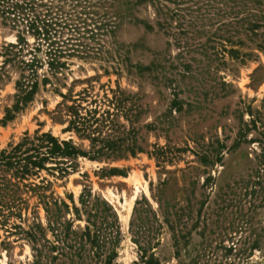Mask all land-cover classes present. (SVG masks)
Listing matches in <instances>:
<instances>
[{"label":"rangeland","instance_id":"rangeland-1","mask_svg":"<svg viewBox=\"0 0 264 264\" xmlns=\"http://www.w3.org/2000/svg\"><path fill=\"white\" fill-rule=\"evenodd\" d=\"M209 2L212 7L203 12H208L204 27L210 32L190 39L195 47L183 58L166 33L176 31L175 20L171 27H159L162 18L148 2L135 5L113 36L100 37L97 56L63 57L66 65L54 74L43 60L44 51H35L42 60L36 92L17 109L16 81L28 68L20 67L6 45L17 41L21 29L27 44L18 56L28 60L33 55L28 3L19 17L11 16L14 24L0 17V65L8 59L0 69V150L50 132L88 153L63 159L65 170L44 160L42 168L15 178L23 201L0 224V264H104L107 257L94 255L86 240L77 238L84 250L76 254L63 239L71 233L66 222L76 233L85 229L87 212L80 195L89 192L90 203L99 196L117 217L111 264H144L147 257H140L135 242H144L136 233L138 216L151 227L143 231L151 243L143 254L153 253L159 264H264V0ZM114 7L124 13V4ZM214 30L217 34L207 39ZM222 45L236 53H224L220 63L212 53L221 52L215 50ZM182 60L191 63L193 77L180 76ZM111 89H120L124 104L140 111L129 121L122 114L116 117L115 135L123 137L125 148L92 158L88 139L63 131L66 112L60 102L70 104L69 95L84 90L102 101ZM132 140L139 147L134 154L126 150ZM135 179L144 186L126 210L119 202L130 196ZM143 198L148 211H136V201ZM64 238L73 243L75 237Z\"/></svg>","mask_w":264,"mask_h":264},{"label":"trees","instance_id":"trees-1","mask_svg":"<svg viewBox=\"0 0 264 264\" xmlns=\"http://www.w3.org/2000/svg\"><path fill=\"white\" fill-rule=\"evenodd\" d=\"M190 1H193L194 6L187 5V0H54V2L53 0H46V2L40 0L38 3L36 0H0V17L2 19L10 18L13 24L17 20L12 18L15 15L19 17L17 12L27 6L28 3V32L34 37L32 46L29 47L33 55L28 60L18 56L22 44H27L21 29H18L17 41L6 45V50L8 49L7 51L16 57L20 67L22 69L28 68V74L23 75L24 73H22V80L16 81L19 94H17V104L13 107L17 109L19 103H26V101L31 100L36 92V68L38 65H42V60L34 53L35 51H44L45 59L43 60L54 74L59 68L66 65L65 59H62L63 57L74 55L79 58H88L97 56L102 47L100 37L104 34L113 36L121 19L130 15L131 9L135 5L150 3L155 9V13L162 18L157 21L159 27H171V20H175L174 28L176 31H166V33L173 36L175 45L178 48V55L180 53L181 58H183L195 47L194 44L190 43V39L209 31L205 29L204 23L205 20L210 21V18L208 12L204 13L203 11H208L209 7H212L209 0H206L205 3L199 2L200 0ZM118 4H124V13H120L115 9L114 6L117 7ZM169 4H173V6ZM36 7H42V9L36 10ZM98 8H101L102 11H98ZM111 9L113 10L111 11ZM11 16L13 17L11 18ZM21 18L23 19V15ZM215 31H212L207 39L211 38L212 34L216 35L217 32ZM220 50L221 52L212 53V59L216 58L220 63H223L221 59L224 57V53L229 56L236 53L232 47L226 48L224 45L215 51ZM206 56L209 60L210 56ZM6 60L8 59H4L1 65ZM180 64L184 67L180 73L181 77L194 76L188 70L191 68L189 61L182 60ZM1 65L0 69L2 68ZM157 65V63H154V66ZM118 68L115 67V70H119ZM42 80L46 81L48 78L43 77ZM173 90L174 99L172 101L178 110L180 108V101L177 97L178 91ZM110 92L111 96L108 97L105 94L102 101L98 100L95 95H89V92L84 90L78 93L77 97L69 95L70 104L60 102V105L64 107L63 111L66 112L65 121L63 122H66L67 125L63 128V131H73L76 135L88 139L93 149L92 158L116 154L117 151L125 148L124 145H120L123 137L115 135L118 131L116 117L122 114L129 121L135 118L140 111V109L132 110L131 107L124 104L126 98L120 89H111ZM61 96L66 100L67 96L65 94H61ZM87 97L90 99H86ZM82 100H85L87 104L82 105ZM99 101L102 103H99ZM10 117V115H6V119ZM135 149H139V147L132 140L130 147L126 146V150L130 154H134ZM161 149L157 148L158 151H163ZM77 154L87 155L88 153L75 147L71 140H60L50 132H42L33 138L25 137L22 142L15 144L10 149H1L0 224H5L8 216L14 212L17 201H23L17 195L18 181L20 180H15V178L23 179L33 167L42 168L44 160H54L55 167L65 170L62 168L65 166L60 165L65 164L63 159ZM8 170L11 172L5 174ZM110 170L117 171L118 169L112 168ZM89 197L90 192L80 195V204L87 212V225L83 231L76 233L70 229V223L66 222L67 229L71 233L63 235L64 242H66L65 246L67 248L74 247L71 253L81 254L83 244L77 241V238L86 240L93 247L94 255L107 257L104 264H111L112 257L116 255L117 217L106 201L95 195L93 197L94 201L90 203ZM62 204L65 205V203ZM136 205L134 208L136 211H148L145 210L149 206L146 199L136 201ZM74 210L78 212L79 208L74 206ZM137 221L138 223L135 224L136 233L140 235L141 239H144L143 243H140L138 239L135 241L142 252L140 257H147L143 261L144 264H159L153 253H149L148 256L143 254L151 244L146 239L149 235L143 231H150L151 227H148L145 219L140 218V216L137 217ZM14 226L18 227V225ZM68 235L75 237L71 239L73 243H69L64 238Z\"/></svg>","mask_w":264,"mask_h":264},{"label":"bare ground","instance_id":"bare-ground-1","mask_svg":"<svg viewBox=\"0 0 264 264\" xmlns=\"http://www.w3.org/2000/svg\"><path fill=\"white\" fill-rule=\"evenodd\" d=\"M143 187L144 184L143 183H140L139 180L135 179L133 181V191L132 193L130 194L129 197H124V201L123 202H119L121 208H125L126 210L130 207V202L131 200L134 198V195H135V192L139 189V187ZM110 194V197H113L112 194L110 192H108ZM124 216V215H123Z\"/></svg>","mask_w":264,"mask_h":264}]
</instances>
